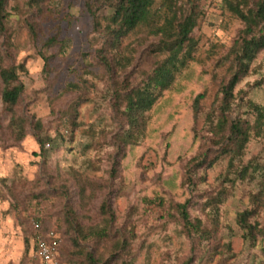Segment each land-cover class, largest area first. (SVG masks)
<instances>
[{
    "label": "rangeland",
    "instance_id": "obj_1",
    "mask_svg": "<svg viewBox=\"0 0 264 264\" xmlns=\"http://www.w3.org/2000/svg\"><path fill=\"white\" fill-rule=\"evenodd\" d=\"M26 1L5 0L8 17L0 31V67L21 66L25 91L15 113L26 120L17 140L8 128L0 82V264H41L31 253L36 218L61 235L57 264H77L81 258L64 216L96 225L104 200L112 211L109 241L124 242L118 253L133 264H264V192L260 177L251 175L264 167V135L251 137L230 165L207 123L229 79L228 64L217 66V60L236 39L240 22L220 13V0L201 2L206 15L193 32L194 61L152 107L144 137L123 147L117 138L127 126L112 92L143 83L160 59L147 51L156 39L123 38L110 52L107 70L94 57L101 41L91 30L87 0H46L41 12L26 8ZM49 38L63 41V49H45ZM214 42L222 47L212 53ZM39 52L49 56L45 72ZM124 57L130 63L121 70L115 62ZM68 83L79 88L65 92ZM198 94L203 99L194 118ZM232 94L230 118L251 120L248 100L264 105V50ZM36 134L54 142L39 150ZM247 164V178H237ZM183 203L190 220L200 222L199 237H188L173 208ZM244 211H253L247 222L256 226L250 242L237 224ZM91 244L80 243L84 251ZM102 251L107 249L97 248Z\"/></svg>",
    "mask_w": 264,
    "mask_h": 264
},
{
    "label": "trees",
    "instance_id": "obj_2",
    "mask_svg": "<svg viewBox=\"0 0 264 264\" xmlns=\"http://www.w3.org/2000/svg\"><path fill=\"white\" fill-rule=\"evenodd\" d=\"M205 0H87L85 11L91 20V30L100 41L101 47L96 51V63L104 68L110 69V52L117 48L123 38L132 35L152 37L156 42L151 44L147 51L158 56L160 59L152 68L151 72L145 75L141 85L127 88L125 91L119 89L112 92L118 104L117 110L127 126L126 130L118 136L117 140L121 146L137 144L145 135L150 120L149 112L154 104L161 97L163 91H168L173 86L175 77L185 70L194 61V54L197 52L198 40L193 36L195 29H199L204 21L206 12L201 4ZM46 0H27L24 5L32 10L42 11V5ZM5 0H0V31H4V23L8 14L4 10ZM220 13H226L236 19L242 25L236 39L228 49L227 53L217 60V66L228 64L229 79L221 87L222 99L218 110L207 117L210 131L219 140L221 155L228 157L229 163L239 159L251 137L264 135V105L256 104L248 100L245 103L251 120L242 118H230L229 102L233 99V89L239 81L247 75L250 65L257 55L264 50V0H220ZM33 33V31H32ZM57 46L63 49L64 42L56 38H49L44 44L45 49ZM217 47L222 45L210 44V51L213 53ZM44 62V72L47 70L49 56L39 52ZM85 58V56H84ZM117 63V64H116ZM129 60L124 57L115 62L118 68L125 70ZM91 67V64H88ZM19 66L0 67L1 101L4 111L8 114V128L17 135V140L24 137V126L26 120L17 116L15 109L19 104L25 91L23 83L19 79L17 69ZM79 88L75 83H68L64 91H76ZM203 94H198L192 102V112L195 118L199 110V102ZM39 124L37 122L36 127ZM39 150L44 144L53 143V139L35 135ZM120 148H118V153ZM114 165L116 163L114 162ZM211 166V165H210ZM251 164L241 166L236 173L237 178L244 180L248 176ZM259 172V174H257ZM251 175L254 179L260 177L261 188L264 192V167L260 170L253 169ZM258 175V176H257ZM1 182H5L3 179ZM220 199H217L219 203ZM159 199L155 206L162 207ZM179 219L188 237L201 232L199 220H190L186 211V204H175ZM253 211L238 213L237 224L243 232V239L247 242L254 240L256 226L248 223ZM101 220L93 226L81 225L69 217L64 216L66 234L72 235V244L76 246V254L81 258L77 264H133L127 257H122L121 252L125 243L120 240H110L112 223V211L106 200L100 206ZM44 218H36L32 223L33 235L31 237V253L35 249V237L38 234L46 235L53 231L58 237V258L61 251V235L55 229L45 228L42 223ZM34 223L39 225L34 229ZM194 233V234H192ZM201 233V234H200ZM81 242H91L92 250L84 251ZM111 242V245L109 244ZM28 245V244H26ZM103 247L107 251L97 252V248ZM33 258L39 260L33 255ZM191 259L183 264H190Z\"/></svg>",
    "mask_w": 264,
    "mask_h": 264
},
{
    "label": "built area",
    "instance_id": "obj_3",
    "mask_svg": "<svg viewBox=\"0 0 264 264\" xmlns=\"http://www.w3.org/2000/svg\"><path fill=\"white\" fill-rule=\"evenodd\" d=\"M39 225L34 223V229H38ZM35 249L33 255L41 264H57L58 262V237L53 231H49L46 235L38 234L35 237Z\"/></svg>",
    "mask_w": 264,
    "mask_h": 264
}]
</instances>
